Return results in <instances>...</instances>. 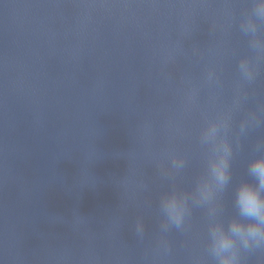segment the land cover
Wrapping results in <instances>:
<instances>
[{"label": "water", "instance_id": "1", "mask_svg": "<svg viewBox=\"0 0 264 264\" xmlns=\"http://www.w3.org/2000/svg\"><path fill=\"white\" fill-rule=\"evenodd\" d=\"M251 6L0 0V264H214L202 209L164 236L170 251L159 245V198L173 186L160 169L166 153L186 156L175 178L185 190L203 172L200 131L232 107L239 59L256 63L239 31ZM209 68L218 84L205 82ZM247 92L234 127L264 104V60ZM260 137L242 140L234 181ZM224 205L233 215L229 194Z\"/></svg>", "mask_w": 264, "mask_h": 264}, {"label": "clouds", "instance_id": "2", "mask_svg": "<svg viewBox=\"0 0 264 264\" xmlns=\"http://www.w3.org/2000/svg\"><path fill=\"white\" fill-rule=\"evenodd\" d=\"M251 10L239 22L240 33L248 39V47L256 59L242 57L237 63L239 80L233 105L214 119H206L199 134V144L205 150L203 172L195 178L190 190L175 185V178L182 175L188 160L184 155L166 153L167 167H161L162 178L172 181L170 190L163 192L158 204V227L161 233L159 245L170 251L164 236L175 230L184 232L193 209H202L207 223L206 250L214 264H246V257L264 254V137L253 145L252 155L246 162L244 176L233 178V162L241 148L242 140L253 129L264 128V104L257 110L247 111L234 127V113L247 98V88L256 81L258 62L264 60V0H251ZM208 84L219 83V75L213 68L205 74ZM197 89L188 100L195 101ZM145 190L147 185L143 186ZM225 194L231 197L234 214L225 217ZM134 232L139 240L145 237L143 218H137Z\"/></svg>", "mask_w": 264, "mask_h": 264}]
</instances>
